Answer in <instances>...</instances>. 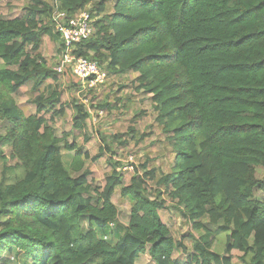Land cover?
<instances>
[{
  "label": "trees",
  "instance_id": "1",
  "mask_svg": "<svg viewBox=\"0 0 264 264\" xmlns=\"http://www.w3.org/2000/svg\"><path fill=\"white\" fill-rule=\"evenodd\" d=\"M92 2L30 0L13 17L0 8V254L22 252L25 264H136L146 252L156 264H264V0H95V32L74 53L137 75L173 154L170 171L148 160L129 183L112 155L100 186L87 161L105 151L92 156L77 141L90 111L74 100L72 127L58 136L61 73L42 48L48 35L61 51L56 11L72 17ZM26 87L35 112L17 100ZM169 201L192 227L180 238L161 214Z\"/></svg>",
  "mask_w": 264,
  "mask_h": 264
},
{
  "label": "rangeland",
  "instance_id": "2",
  "mask_svg": "<svg viewBox=\"0 0 264 264\" xmlns=\"http://www.w3.org/2000/svg\"><path fill=\"white\" fill-rule=\"evenodd\" d=\"M98 1V0H96ZM30 0H1V16L13 17L20 15L24 6ZM90 3L85 9L90 10L94 5ZM43 53L51 62V66L55 68L57 65L60 52L57 48V42L51 39L48 35L43 36L42 43ZM108 73V72H107ZM107 80L95 90H84L81 92L79 80L71 73L61 74L59 76L58 86L63 92V102L66 104L65 117L59 118L55 123L58 136H62L64 132H68L72 127V120L76 114L74 100L78 103H83L87 106L91 114V119L87 128L77 137L79 144L83 145L85 150H89L92 156L98 154L100 147L105 151V155L96 161H87V167L92 172L90 178L92 182L100 186L105 182L106 177L110 173L109 158L113 155L114 161L120 163L118 171L123 172L125 167L128 169L123 172L125 183H129L133 170L131 167L140 166L150 160L151 164L160 167L164 172L170 171L173 162V154L170 152L171 147L165 138V134L156 122V111L154 110L151 100L148 95L137 88L135 81L136 74H107ZM57 86V84H54ZM88 91V92H87ZM34 93H31L30 87H26L25 91L17 98L18 102L23 104L27 111L35 112L36 107L32 100ZM93 96H95L93 98ZM106 104H110L106 108ZM99 106L97 107H92ZM142 115V116H141ZM2 131L4 126L0 124ZM134 129L135 131H131ZM84 134L91 137L89 142L84 141ZM118 136V137H116ZM127 139L128 145L123 146L120 140ZM70 142L74 140L71 136ZM103 143L104 146L101 144ZM106 146L108 147L106 148ZM5 152L9 148L5 147ZM114 152L115 154H112ZM72 153L64 151V159L67 165L71 160ZM12 164V163H10ZM130 167V168H129ZM3 163L0 162V179L3 174ZM263 170H259L258 176L263 175ZM21 175V171L16 173ZM114 202L119 207V220L127 224L130 218L131 205L129 201H124L121 196V188L114 195ZM169 201V208L161 211L162 217L168 223L172 234L180 238L182 235L191 232V225L181 216L176 215L175 208L172 207ZM86 226V223H84ZM199 235V233H195ZM214 242L213 249L217 252L224 253V243L226 233ZM186 243L189 248L192 247V241L188 238ZM236 257L239 252H233ZM12 256L11 264H25L26 259L21 252V255L9 254L8 252L0 254V264H3L8 256ZM29 262V261H27ZM136 264H156L148 252L139 257ZM236 264H239L238 261Z\"/></svg>",
  "mask_w": 264,
  "mask_h": 264
},
{
  "label": "built area",
  "instance_id": "3",
  "mask_svg": "<svg viewBox=\"0 0 264 264\" xmlns=\"http://www.w3.org/2000/svg\"><path fill=\"white\" fill-rule=\"evenodd\" d=\"M54 17L56 31L62 39L60 58L54 69L61 74H73L79 80L81 92L95 90L105 83L107 72L97 61L79 57L74 53L78 45L92 37L95 32L89 10L81 9L72 17H68L66 12L56 11ZM127 169L125 167V170ZM133 169L131 167V170Z\"/></svg>",
  "mask_w": 264,
  "mask_h": 264
}]
</instances>
